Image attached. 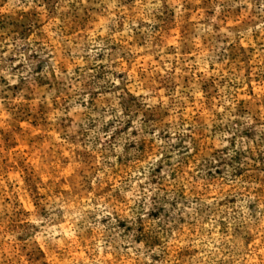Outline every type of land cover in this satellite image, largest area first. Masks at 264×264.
<instances>
[{
  "label": "rangeland",
  "instance_id": "1",
  "mask_svg": "<svg viewBox=\"0 0 264 264\" xmlns=\"http://www.w3.org/2000/svg\"><path fill=\"white\" fill-rule=\"evenodd\" d=\"M0 264H264V0H0Z\"/></svg>",
  "mask_w": 264,
  "mask_h": 264
}]
</instances>
